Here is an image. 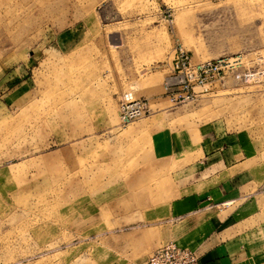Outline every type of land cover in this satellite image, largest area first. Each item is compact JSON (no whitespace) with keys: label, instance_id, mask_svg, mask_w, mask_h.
Here are the masks:
<instances>
[{"label":"rangeland","instance_id":"obj_1","mask_svg":"<svg viewBox=\"0 0 264 264\" xmlns=\"http://www.w3.org/2000/svg\"><path fill=\"white\" fill-rule=\"evenodd\" d=\"M180 47L264 70V0H0V264H147L178 194L166 129L219 126L264 163V76L175 105ZM126 92L151 112L122 126Z\"/></svg>","mask_w":264,"mask_h":264},{"label":"crops","instance_id":"obj_2","mask_svg":"<svg viewBox=\"0 0 264 264\" xmlns=\"http://www.w3.org/2000/svg\"><path fill=\"white\" fill-rule=\"evenodd\" d=\"M220 131L208 124L153 137L154 161L174 165L178 194L168 205L169 225L152 245L175 243L200 264H264L257 198L264 189L263 152L240 134Z\"/></svg>","mask_w":264,"mask_h":264},{"label":"built area","instance_id":"obj_3","mask_svg":"<svg viewBox=\"0 0 264 264\" xmlns=\"http://www.w3.org/2000/svg\"><path fill=\"white\" fill-rule=\"evenodd\" d=\"M258 59H264L262 54ZM249 62L251 61L244 57H223L194 63L189 52L182 47L177 48L169 66L170 73L164 82L165 94L175 105H179L198 102L211 96L232 74L235 75V79L245 83L258 81L264 76V70L261 67L257 70L248 68ZM150 112L148 99L137 97L133 92L122 95L119 102V118L122 126H127ZM147 264H200V262L194 252L171 242L156 250Z\"/></svg>","mask_w":264,"mask_h":264}]
</instances>
